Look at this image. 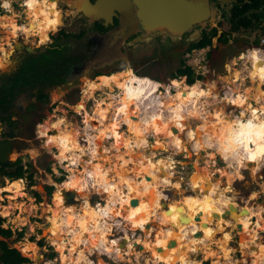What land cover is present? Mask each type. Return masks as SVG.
<instances>
[{
    "label": "rangeland",
    "instance_id": "374dc122",
    "mask_svg": "<svg viewBox=\"0 0 264 264\" xmlns=\"http://www.w3.org/2000/svg\"><path fill=\"white\" fill-rule=\"evenodd\" d=\"M5 1H7V5H9L8 10H6V8L4 9L3 7V5H5ZM61 1L62 0H59V4L62 6ZM27 5V7L22 5L21 1L19 0H0V23L6 21L3 22L0 27V50H7L6 59L9 55L12 56L15 43L9 45L5 42H7L10 37L11 39L9 41L15 40L12 39V35H16L15 28L19 31V34L21 33V30L23 31V29L19 28H23L22 25L27 24L25 23V17L27 16V14H31L33 12V16L31 17L34 18V21H36V23L38 24L43 23V20H46L47 24L50 25L52 23L54 24L56 20L57 22H59L60 17L57 16V0H46L44 4H39L40 6L38 8L41 9V7H43V10L51 9V11L49 12H41L42 10H39L32 4ZM2 15L7 20H2ZM16 21L19 23H24L18 26L17 24L19 23H17ZM2 27H9V30H6V33H4ZM24 32L26 33V31ZM20 38L16 37V40L19 41ZM28 38L24 37V41L22 39L21 41L26 42L27 45L33 47L40 44L38 43V41H36V45L33 44L34 40H39L36 35H29ZM214 50V52H216L215 56H207V62L210 64L212 70L204 76L199 74L200 77L197 78L198 81H194L197 82V84L193 87L194 89L198 88L197 90H199V87L202 86L210 92V95L208 97L202 96L200 100L197 101V104L199 105L198 113L186 114L187 111L183 109V113H185V116H187V121L184 123V125H190V128H195L199 123L203 121V117L199 113V108L201 107L200 111L203 109L202 114L207 117L206 119L209 121L212 120L208 131L209 136L214 139V142H212L213 144L211 143L206 145L205 143H203L206 146H203L198 150V152L192 151L193 154L191 155V158H189L187 155L188 152L185 149L178 150V148L174 147L170 142V137L165 133H156V135L150 129L148 132H146L147 135L145 134L148 142L146 145V152L148 154L145 155V157H148L149 161H152V163L155 164L154 166H157V164L167 165L171 172L173 171L171 182H179V186L176 187L171 182L169 184L163 183L159 185V191L151 192L150 194H148L147 187L149 186L150 188H156L158 184L156 180L146 172L147 170L145 171V164L143 161L140 160L141 162L139 161V163L136 165L137 168H135L133 165V161L131 163L124 164L121 163V161L116 162L114 155L110 158V161L102 160L103 164H106L104 165V169L106 170L102 172H105L107 171V169H109L108 172L110 175H108V178L111 177L115 179L123 174H127L128 176L130 175L134 178L140 177L141 175H144V177L150 176L152 180L148 181V185L146 186L145 191L147 194V198L154 197V200L152 201L150 200V198H148L150 201L145 202L144 211H142L141 213L139 211V206L140 202L144 203V200H139L138 198V201L136 203H129L128 207L126 205L119 206L121 216H117L118 213H113L115 218L111 221L112 224L108 235L110 240H121L119 238L123 234H125L122 239H130L133 242L138 238L140 240H145L146 238L150 242L155 240L157 241L158 239H160V236L156 235V233L159 232L160 226L163 225L160 224V221H158V217L152 216L153 221L151 225L153 226V228L147 233L144 232V225L146 223L140 224V227L133 226V223L140 222L141 215H146L150 203L154 202L155 204H157V200L163 197L162 201H164L165 205L162 204L161 207L160 205H158L159 210L161 211L159 212H171L175 203L181 202L182 204H184L183 202L187 201L190 196H201L202 194L205 195L214 191L216 185L213 186L212 182L216 180H220L221 187L224 185V181L227 183L229 187L226 186L228 188L226 190L223 188V192L234 198V200L238 203V205L236 206H240V208H243L244 205H246L248 202L250 204L258 203L259 205H262V207L264 206V159L261 160V168L259 167L256 170L252 171L249 168L242 167V165H237L238 161L235 157H224L223 145L219 143V136L226 128L232 126L231 128H233L235 131L239 130L236 118L237 116H235V113L237 111L236 105L246 108L247 106H250L252 102H254L255 105L253 106L255 108L253 107L251 108V110L258 109V112H255L257 116L254 117V119L258 120V122L261 124L259 126V129H264V125L262 124L260 119L262 117L264 118V116L261 115V113L264 112V76H262L260 73H257L258 76L252 74V77L250 76L251 74L248 71L245 75L248 78L243 80L240 74L245 72V70L242 69V61L234 63L236 59V52L239 49H234L233 52H230L227 47L222 49L221 51H219L217 48ZM251 53L249 52L248 55H251ZM157 55L158 57H156ZM147 56V58H144V61L135 60L133 62L130 61L127 63H122L119 64V66L113 67L108 71L103 72L104 74H101V76L97 75L98 77H94L95 80L93 81L100 83L102 79L103 82H108V85H102L100 87L98 86V88L90 86L92 85V81L90 79L85 81L87 78L82 77L81 80H79L80 82L77 81L73 84H65L64 86H61L60 89H52L46 91L49 96L48 98L39 99L35 97L33 93L30 92V86H24L20 92L16 93L14 101L15 106H13V112L11 116L14 120L15 118L22 119L23 127L19 131V138L16 139L18 142H16V147L13 150L14 152H12L14 154L13 156H10V158L15 159L16 157H19L21 163L23 165L26 164V167L23 177H17V180L14 179V181H16V191H18L17 193L22 190V193L20 194H16L14 191L7 190L12 186L13 183L10 182L13 180V178L0 179V185H5L4 187L7 188L6 190L3 189V191H0V216L2 217L0 226L5 228L9 227L11 229V234L7 236L0 234V239L5 240L9 246L17 248L22 255L29 257L30 262L25 264H44L43 259L47 258L51 251H53L54 253L51 256V261L49 262V264H62L64 263L63 261L65 255L74 246L72 245V243L74 242L71 243V240L68 239V235H65L63 233V230H61V228L58 226L60 224L63 212H65L66 210H81L83 197L75 195L76 201L74 203L66 204L64 195L59 190L57 184H59L58 179L64 177L63 182L71 183L70 186H73V184H75L80 193L84 191L81 190L83 188L82 185L80 186V188H78L77 186L79 185L80 180L84 177V174L82 173L84 171H81L83 169L79 167H82V164H85V161L89 159L88 150L86 149V146L89 145L86 144L87 141H85L88 138L83 128L87 125L88 128L86 127V130L97 135L99 133L98 130L101 129V126L99 127V129L92 126L94 129H91V125L88 126L87 123L84 124L83 119H90L89 121L91 122V124L95 123L93 121V114L95 113L97 114L95 115V119L97 121L103 119L106 125L116 123L117 120H114V118L117 114L120 113L119 107L121 99L125 97L127 93L131 92V79H135L136 74H139L138 76L140 77L145 76L148 78L151 77L152 79L154 78L161 81L162 84L163 82L166 84L171 83L172 79V82H175L176 79L179 80L180 83L183 84L182 87L185 83H187L182 75L181 77H175L171 74L176 70L177 67L180 66L181 58H183L184 61L186 60L185 51L177 53L173 49L168 50L164 48L163 50H159L157 48L156 51ZM249 57V59L253 60V57ZM9 62L10 61L7 62L6 60L5 65L3 67H0V72L5 71L9 68ZM247 63L248 62H246L245 65ZM192 69L194 71L195 68L193 67ZM255 70L256 69L252 70V72L255 73ZM84 81L86 82V86L84 85ZM208 82H210L209 85ZM80 86L81 88H83L82 93L80 92L81 90H78ZM175 89L171 90V93H174L176 91ZM85 90L87 91L85 92ZM227 90H229L228 92L233 95V102H230L231 95L226 98ZM181 91H185V88H182ZM207 91L202 92L207 93ZM114 92H119L118 94H121L119 102L118 98L113 96L112 93ZM140 92L141 91L137 92V95H139L137 99L141 97ZM160 92L161 100H165L168 98V96L165 95L166 93L164 89L159 90L157 94H159ZM196 96H198V94H196ZM246 96H248V98H246ZM110 101L112 103H117V108H115V104L113 106L109 105ZM151 101L152 102H150V107H153L155 102H153V99ZM137 102H139V100H137ZM188 106H186V108H188ZM131 108L132 111L135 112V114H139V112H137L138 108L133 107V102ZM77 110H80V112L77 113ZM165 111H167V109H165L164 112ZM250 113H252V111ZM126 114L127 112L124 113V116ZM59 116L64 117V121H62L63 123H50V120H54ZM219 118L221 121L223 120L222 124H219L218 127H215L217 125L215 119L219 120ZM42 125L49 126L50 130L55 129L56 131H58L57 134H52H54V136H61L62 138H64L63 140H67V142H57V145L53 143L50 144L49 137L45 139V137L41 135L43 127ZM118 125L119 126L117 130L126 133L128 129V123H118ZM245 128L246 127L240 130L249 133V130L246 131ZM162 130L166 131L167 128ZM260 137H262V134L259 131L255 137V142L260 141L259 144L263 143V140H261ZM113 139V136L106 134L104 137L105 141L103 142L108 143V146H110V142H112ZM184 142L190 147L191 142L188 137H184ZM153 144L165 145L166 149L163 150L161 148H156L155 150H153L150 148ZM63 147H65L66 149ZM132 148L136 147L134 146ZM81 152L82 155L79 160L81 165H79L78 167H71V164H74L77 161L76 159L78 157V154H80ZM90 155L92 159H95L94 161L96 163L99 162V160H97L98 158L95 155H92L91 153ZM167 156H170V159ZM120 157L122 156L117 154V159H119ZM162 157H167V159ZM59 158L61 160H66V162L64 161L63 163H60L62 166L64 165L66 167L65 171H63V169L58 165ZM100 158L101 157H99V159ZM67 160L69 163L67 162ZM234 167L238 168L237 170L239 171V174L236 173V169ZM69 171L70 176L68 178L70 179H65L66 176L64 174L69 173ZM193 174H195V176ZM176 175L180 176L181 179H174ZM78 177H80V180ZM21 178L23 179V185L20 184L21 181L19 179ZM125 178L126 177L124 175V177L120 178L121 180L113 182L121 186L126 183L127 179L125 180ZM71 179H74V181H72ZM206 182H209V184H211V188L203 191ZM91 185L92 186L89 187L90 191H88V194L90 195H88V200L93 206H97L95 205L97 201L101 200V198H103L104 200H106L107 198L104 197L102 193H100L101 190L97 191L96 188H94L96 187V183L95 185ZM48 186H52V188L48 189ZM197 186L199 187V190L196 189ZM221 187L219 186V189L222 190ZM252 191L254 192L253 196L250 195ZM55 193L56 199H54ZM127 193L130 195L132 194L126 192V194ZM75 194L77 193L75 192ZM104 200L103 203L105 204ZM103 203L100 202L98 204L104 205ZM166 208H169V210L167 211ZM196 209L197 211L202 213L199 206H197ZM213 217L215 216H212V220L207 221L208 223L203 225V227L200 229V231L205 232V234L207 235L206 244L202 245L201 243H199V247H197L195 250L190 251L188 254V260H190L189 262H192L191 264H234L232 262L228 263V257L232 259L235 264H261L260 260H257L256 262L253 261V256L247 254L244 249L240 247V249L237 248L241 235L245 237V231L247 230L246 225H241V229L238 230L236 229V226H234V223H231V221L229 220L230 227L225 228L220 223L223 219L219 221L215 220V218ZM241 220L243 219H238L236 223L240 224ZM261 221L260 224L262 225L263 222L261 223ZM74 224L75 227H77V223ZM54 227L55 229H53ZM20 230H22L23 233L20 237H18L17 233ZM257 230L259 231V227H257ZM52 231H56V233H50ZM80 235L82 238H87L92 242L98 243L99 240H101V237L99 236L100 234L97 231H94L92 227H87L82 231ZM258 235V241L263 243L264 234L260 233ZM65 237L68 243H66L65 249L55 244V240ZM39 239L43 240V243L41 245L36 242ZM74 241H76L75 237ZM53 242L55 245L53 244ZM32 243H35L36 247L32 245ZM139 245L143 244L138 240L136 245L134 246L133 244H131L129 246L130 248H127L126 245H124V247H118L119 249H123L122 254H114L111 253V251L109 253L105 251L101 246H94L92 248L89 247L87 255L94 262V264H169L168 259L155 260V257H152L151 249H149L148 247L141 248L139 247ZM160 246L161 245L156 244L155 248ZM226 248L231 250L226 251ZM58 249H61L62 251H59ZM165 249V252L167 254L175 256L176 254H178V251H180L181 244L180 242H177L175 240V243L172 246L167 247L166 245ZM60 252H64L65 255H63L62 257ZM36 254L41 255V257H37ZM262 256H264V249L262 250ZM175 264H186V262L185 260H181L180 262H177Z\"/></svg>",
    "mask_w": 264,
    "mask_h": 264
},
{
    "label": "bare ground",
    "instance_id": "6f19581e",
    "mask_svg": "<svg viewBox=\"0 0 264 264\" xmlns=\"http://www.w3.org/2000/svg\"><path fill=\"white\" fill-rule=\"evenodd\" d=\"M44 2H46V0H27L25 1V4H32L36 6V8H38L40 6L39 4H44ZM5 5H7V1H5ZM42 8L43 7H41V9ZM46 11L49 12L51 11V9L42 10L41 12H46ZM57 16L60 17V22H61L62 12L60 10V7L58 6H57ZM32 23L35 25L36 21H32ZM41 24L48 25L46 20H43V23H40L39 25ZM17 31L18 30H16L15 28V32ZM23 31H29V30L24 28ZM12 36L15 37L14 35ZM249 52L251 53V51ZM248 53L247 56H244L243 58L245 63L248 62L246 64L247 66H249V63L253 65L249 70V73L251 74L250 76L253 77L252 70H254L256 66L255 63L251 61L252 59H249L250 58L249 56L252 57L253 53L257 55H259L260 53L256 49L255 51H253V53H251V55H248ZM254 56L253 58H255ZM259 57H260V61H264V55L260 54ZM257 73H260L262 76H264V67H259ZM138 75L136 74L135 79H131L130 88H132V90L130 93H127L126 96L121 99L120 107H119L120 113L117 114L118 116H122L124 121L128 123V129L126 133L117 130L119 126L118 121L114 124L106 125L103 119H100V121H97L95 119L96 118L95 115H97L95 113L93 114L94 115L93 121L96 124L92 123L91 129H94L93 127L99 129V127L101 126V129L98 130L100 134L98 133L97 135H95L93 133L88 132L86 130V127L83 128L88 138L86 139L89 145L88 149L90 153L92 155H95L98 158L97 160H99V162L97 163L93 161V163L90 164L92 166L91 169H88L89 167L87 168L88 171L90 170L89 173H91L95 178L94 181V178L90 175L93 178L91 184L95 185L96 183V187L94 188H96L97 191L101 190L102 192L100 191V193H102V195L107 198L106 200H104L105 204L103 203V201H101V203H103L104 205L98 204L97 206H93L88 200L89 192L85 190V192L80 193L76 188L75 184H73V186H70L71 183H67V182L57 184L59 190L63 195H64L63 189H67V190L72 189L74 190V192L77 193L75 195H79L83 197L85 200L84 204L81 205L80 211L66 210L65 212L62 213L60 224L58 227H60L61 230H63V233L65 235H68V239L71 240V243L74 242L72 243V245H74L73 248L71 250L69 249L70 251L66 255L64 254V252H61L62 257L63 255H65L63 261L64 263L62 264H83V263L94 264V262L87 255V251L89 250V247L92 248L94 246L95 247L101 246L105 251L109 253L111 251V253L114 254H122L123 249H119V248L123 245V243L124 245H126L127 248H130L129 246L133 244V241L130 239H126V238L122 239L125 234H123L119 238L121 240L118 239L110 240L108 235L112 224L111 221L112 219L114 220L115 218L113 213H118L117 216L120 217L121 212L119 210V206L126 205L128 207V203H130V200L134 197L138 198L139 200H144V203L140 202V206H139V211L141 213L142 211H144L145 202L154 200V197L151 198L148 197L150 198L149 200L147 198V194L145 191L146 186L148 185V181L152 180L150 176H152L156 180L158 185L156 186V188H150L148 186L147 187L148 194H150L151 192L159 191L160 189L159 185L163 183L169 184L171 182V177L173 176L172 173L173 171L171 172V170L167 165L157 164V166H154L155 164L152 163V161H149L148 157H145V155L148 154L146 152V145L148 143L146 138L147 135L146 132H148L151 129L152 132L155 134L165 133L167 136L170 137V142L174 147L178 148V150L185 149L188 152L187 155L189 158H191V155L193 154L192 151L198 152V150L201 149L203 146H206L214 142V139L209 136V131H208L212 120L209 121L206 119L207 117L202 114L203 109L200 111L201 107L199 108V113L203 117V121L199 123L195 128H190L189 127L190 125L188 126L184 125V123L187 121L186 120L187 116H185L186 114L198 113L199 105L197 104V101L200 100L201 95L203 94L207 95V93L202 92V91H207L206 88L200 86L199 90H197L198 88L196 89L192 88L188 91L189 93L182 92L181 90L183 88L182 87L183 84H181L180 81L175 80V82L173 83L177 86L175 89L176 91L174 93H169L167 95L168 98L165 100H161L160 98L156 99L157 101H155L156 103H154V106L150 107L151 106L150 102H152L150 96L154 97V93H155L154 88L156 83L151 78L145 76L140 77ZM98 76H96L95 78H97ZM95 78H91V79H95ZM210 82H208V85L210 84ZM91 83L92 85L90 86L96 88H98V86L100 87L102 85H108V82L106 81L105 83L103 82L102 79L100 83H97L95 81L94 82L92 81ZM88 88H89V84H88ZM138 91H141L140 92L141 97L139 99H137L139 97V95H137ZM192 94H195V97H193ZM196 94H198V96H196ZM228 95L231 94L227 92L226 98H228ZM113 96L114 97L118 96L119 97L118 102H119L121 94L113 95ZM232 96L233 95H231L230 102L234 101ZM137 100H139V102H137ZM132 102H133V107L138 108L137 112H139V114L141 113L140 115L138 113H136L137 114L136 115L135 112L132 111L131 108ZM252 103L253 105H255L254 102ZM114 104L116 105L115 108H117V103L114 102L112 103L110 101L109 105L113 106ZM186 106H188V108H186ZM165 109H167V111L164 112ZM183 109L187 111L186 114L183 113L184 112ZM247 109L250 110V112L252 111L253 113L252 114L249 112L251 114V117L253 116V120H250L253 121L252 124L250 125V121L245 123L241 122L244 113L241 114L242 112H240L241 116L238 115L240 117L238 118L236 117L238 120L239 130L235 131L233 128H231L232 126L226 128L219 136V140H220L219 143L223 145L224 157L226 156L235 157L238 161L237 165L241 166L242 163L244 166L254 171L259 167L261 168L260 166L261 160L264 159V143L259 144L253 141L255 140V137L259 131L262 134V137H260V139L264 141V129L258 128L257 120L254 119V117L256 116L255 111L251 110L250 107H247ZM125 112H127V114L124 116ZM260 119L262 124L264 125V118L262 117ZM215 120L217 123L215 127H218L219 124H222L223 120L221 121L220 118L219 120L218 119ZM62 121H64V117L59 116L56 117L54 120H50V123L53 124L54 122L58 123ZM42 126L43 127H42L41 135H45L46 138L49 137L50 144L53 143L57 145V142H64V141L67 142V140H63L64 138H62L61 136H54V134L58 133V131H56L55 129L54 131H51L52 129L50 130L49 126L47 125H42ZM172 126L176 128V131H173L171 129ZM244 127H246L245 128L246 131L249 130V133L240 130L243 129ZM161 128L162 129L167 128V130L163 131ZM106 134L114 137L112 141L113 143L110 142L112 144L111 146H108V143L103 142L105 141L104 137ZM185 136L188 137V139L191 142L190 147L186 145L184 142ZM203 143H205L206 145ZM134 146L136 148H132ZM150 148L153 150H155L156 148H161L165 150L166 146L162 144L161 145L153 144ZM135 152L136 154H134ZM117 154H119L122 157L117 159ZM113 155L115 156L116 162L121 161V163L124 164V163H131L133 161L134 163L133 165L135 168H137L136 165L139 163L140 160L143 161L145 164L144 165L145 171L147 170L146 172L149 173L150 176L144 177V175H141L140 177L134 178L130 175L128 176L127 174H123L115 179L111 177L108 178V175H110L108 172L109 169H107V171L105 172H102L106 170L104 169V165L106 164H103L102 160L110 161L111 160L110 158ZM79 156L80 154H78V157ZM100 156L101 158L99 159ZM78 157L76 160H78ZM247 162H250L251 165H248ZM63 167L66 169L64 165ZM235 169H236V173L239 174V171L237 170L238 168ZM161 170H163V174L160 175L159 171ZM66 174L67 175L65 179H70L68 178L70 176V171L69 173ZM124 175L126 177L125 180L127 179L125 184L120 186L114 183L116 181L121 180L120 178L124 177ZM193 175L195 176V174ZM78 178L80 180V177ZM174 179L180 180L181 177L176 175ZM108 180L110 181V183ZM72 181H74V179ZM84 183L86 185H89L88 179H85V177H84ZM171 183L176 187L179 186V182H175V183L171 182ZM220 184L221 183L215 184L216 187L214 188L215 190L213 191V194L211 196H202V195L201 196L196 195L190 197L187 196L189 197V199L183 202L184 204H180L181 202L175 203L173 206V210L171 212L163 211V213H160L161 211L159 210L158 205H160V207L162 206L163 197L157 200V204H155L154 202L150 203L146 215L143 216L141 215L140 222L133 223V226L140 227V224L150 223L149 227L145 228L144 230V232L147 233L149 232V230L153 228V226L151 225L153 221L152 216H156L158 217V221H160V224H163L160 226L158 232L159 234L156 233V235L160 236V239H158L157 241L155 240L150 242L146 238L145 240L143 239L140 240L138 238L135 241L138 242L139 240V242L143 244L144 248L148 247L149 249H151L152 257H155V260L168 259L169 264H175L177 262H180L181 260H185L186 264L187 263L191 264L192 262H189L190 260H188L189 252L199 247L198 244L201 242L203 243V241H205L207 237L205 236V234L203 235L200 229L203 227V225L208 223L207 221L212 220V213L216 212L219 214V217L218 218L213 217V218L219 221L223 219L224 220L223 226L226 225V228L230 227V225L228 226L226 224V220H230L231 223L233 222L234 226H236V221H238V219H243L241 220L240 228L238 230L241 229V225H246L247 230L245 231L246 232L245 237L242 236L241 238L239 247L244 249L247 252V254L253 256V261L256 262L257 260H260L261 264H264V256H262V250L264 248V245L258 242L259 235L257 230V227H260L261 225L260 221L262 218V210H264V207H262V205L257 206L255 203L250 204L248 202L243 207L246 211L240 213L241 208L240 206H236L238 205V203L234 200V198L223 192L224 189L225 190L228 189L226 187L228 186L227 183L225 182L222 187ZM219 186L222 188V190L219 189ZM210 188H211V184H209V187L207 189ZM196 189L199 190V187L197 186ZM126 192L132 194L131 195L128 193L126 194ZM230 204H232L235 207V209H233L232 214L229 217H222L221 212H223L224 209L227 208ZM163 205H165V203ZM197 206L200 207V211L202 213L197 211L196 209ZM195 216H198V219H195ZM74 223H77V227H75ZM180 223H184V224H180ZM87 227L88 228L92 227L94 231H97L100 234L99 236L101 237V240H99L98 243L89 241L87 238L81 237L80 234ZM53 229H55V227ZM198 231L200 232L199 234H197ZM50 233L53 234L55 232L52 231ZM74 237L76 238V241H74ZM171 238L176 240L177 242H180L181 244V249L180 251H178V254H176L175 256H172L171 254H167L165 252L166 243L168 242L167 240ZM66 243H67L66 237L55 240V244L59 247H63L64 249L66 248ZM156 244L161 245L160 248L163 249L162 252L157 249L158 247L155 248ZM125 252H126V248H125ZM37 257L40 258L41 255L38 254ZM227 260L228 263L232 262L235 264V262L229 257L227 258Z\"/></svg>",
    "mask_w": 264,
    "mask_h": 264
},
{
    "label": "flooded vegetation",
    "instance_id": "af4514ba",
    "mask_svg": "<svg viewBox=\"0 0 264 264\" xmlns=\"http://www.w3.org/2000/svg\"><path fill=\"white\" fill-rule=\"evenodd\" d=\"M89 1L92 4H96L93 9L94 14L90 16H87L81 10L75 11L73 8L61 6L59 1H57V6H61V22L59 19V22L56 20L54 24L52 22L51 25L45 24V27L44 24L39 25L36 23L35 26L32 23L34 21V18L31 17L33 16V12L27 14V16L25 15V23L27 24H23V28L20 29L24 30L25 28L30 32L26 31L25 33L21 30L20 34L22 36L19 34V31L15 33L17 38L21 37L19 40L21 47H14L12 56L9 55L7 59V50H0V67L5 65L6 60L7 62L10 61L8 63L9 68L6 71L13 73L20 63L25 60L31 68L39 69L41 72L40 75L33 74L28 86L32 88L31 90L48 91L60 89L65 84L76 83L82 77H86L85 81H87L122 63L133 62L135 60L144 61V58H147V55L156 51L157 48L159 50H163L164 48L168 50L173 49L177 53L185 51L186 53L190 50L188 47L192 43L209 36V43L192 48L204 49L208 57L211 55L215 56L216 52H214V49L217 48L221 51L226 47L230 52H233L234 49H239L236 52L237 55L240 50L246 47H253L257 45L261 37L264 38V0H200L204 5V15L197 21L189 20L188 17L186 29L175 34H171L164 27H157L158 24L155 22L157 19L155 18H153L154 22L152 23L151 18L144 14V10L134 0H124L126 7H121L122 9L112 7L105 11L104 8L99 7V1ZM38 9L43 10V8ZM152 10L158 14L159 7L156 6V9L152 8ZM125 14H127V20L125 19L124 21L123 15ZM1 18L2 20H7L3 15ZM3 22L0 23V27ZM22 23L24 22L17 25L19 26ZM120 24L125 25L126 33H124L123 37H120L122 34L114 37L112 31ZM150 27H153L155 31L146 33V28ZM2 29L6 33L5 31L9 30V27H2ZM127 31L132 32L127 34ZM29 35H36L38 37L39 40L33 41L34 45H36V41L40 43L34 47L31 46L33 50L30 51L25 48L26 42L21 41L24 37L28 38ZM16 37L12 39L16 40ZM9 40L5 43L10 45L17 41ZM116 41H121L119 46L115 43ZM119 48L124 52L127 62H124L125 60L119 53L116 55L114 52L108 53L112 49L117 52ZM249 51L253 53L255 48L243 50L240 56L242 58L247 56ZM40 52H45V54L42 55ZM26 54L29 55L27 56ZM253 56L255 58L252 61L255 63L256 70L252 74L258 76L256 71L259 66L264 67V61H260V57L255 53H253ZM93 80L95 79H91V81ZM85 81L84 85L86 86ZM78 90H81V93L83 92L81 86ZM15 95L16 93H14V97L12 98L11 106L5 112H0V140H11L13 148L16 147V142H18L16 139L19 138V131L23 127L22 119L15 118L14 120L11 116L13 106H15ZM247 107L253 108L254 106L250 105ZM247 107L244 113L250 112ZM249 116L242 118V121L240 119V121L245 123L252 120L251 114ZM17 159L20 158L16 157L13 160L0 162V179L10 178L3 171L9 169L11 163H14ZM19 161L21 163V160ZM23 167H26V164ZM19 180L21 181L20 184H22V179ZM10 183L13 184L8 189L4 187L5 185H0V191L7 189L14 191L16 194L22 193V190L17 193L16 181L12 180Z\"/></svg>",
    "mask_w": 264,
    "mask_h": 264
},
{
    "label": "water",
    "instance_id": "95a60500",
    "mask_svg": "<svg viewBox=\"0 0 264 264\" xmlns=\"http://www.w3.org/2000/svg\"><path fill=\"white\" fill-rule=\"evenodd\" d=\"M57 1H59V0H57ZM61 2H62V5H65L69 8H73L75 11L81 10L87 16L94 14L93 9L96 6V4H92L89 0H62ZM97 2L99 3L100 8H102V9L104 8V11L108 10L112 7H118V8L126 7L124 0H97ZM134 2L138 3L139 7L142 8V10H144V14L151 18L152 23L154 22L153 18L157 19V21H155V22L158 25H160V26L157 25V27H164L168 31H170L171 34H175L176 32L180 33L183 29H186V23L188 21V17H189V20L197 21L205 13L204 12V5L201 3L200 0H193V1H189V0H157V4H156V0H134ZM156 6L159 7L158 14H156L152 10V8L155 10ZM126 16H127V14L123 15L124 21L126 19ZM146 29H147L146 33H149L150 31L151 32L155 31L153 29V27L152 28L151 27L146 28ZM112 32L114 33V37L119 36L120 34H122V35H120V37L121 36L123 37L124 33H126L125 25L120 24L117 28H114ZM131 32L132 31H129V32L127 31V34L131 33ZM115 43H117L119 46L121 41L120 42L116 41ZM15 47L20 48L21 42L17 41L15 43ZM25 48H26V50H29V51L33 50V48L27 44L25 45ZM114 49H115V46H114ZM114 49H112V51L108 52V53L111 54L114 52L115 55L117 53H119V55H121L123 57V59L125 60L124 62H127L125 59L126 56H125L124 52H122L120 50V48H119V51H117V52ZM171 129L173 131H176V128L174 126H172ZM51 131H54V129H52ZM13 150H14L13 142L11 140H0V162H6L7 160H13V158H10V154L13 152ZM134 154H136V152ZM247 164L251 165L250 162H247ZM246 168H248V167H246ZM159 174L160 175L163 174V170L159 171ZM208 187H209V182H206L205 186L203 188V191L207 190ZM63 193H64V200H65L66 204L74 203L76 201L74 190L63 189ZM175 200H177V199H175ZM137 201H138L137 198H132L130 200V203L134 204ZM162 204H164V201H162ZM233 209H235V207L232 204H230L227 208L224 209L223 212H221V216L222 217H229L232 214ZM166 210L168 211L169 208H166ZM244 211H246V210L244 208H241L240 213H243ZM212 216H215L216 218H218L219 214L216 212H213ZM195 219H198V216H195ZM149 225H150V223H146L145 228H148ZM239 228H240V224L236 223V229H239ZM199 233L200 232L198 231L197 234H199ZM136 243L137 242L134 241L133 245L135 246ZM174 243H175V240L171 238L168 240L166 245H167V247H170ZM122 246H124V243ZM139 247L142 248L143 245H139ZM157 249L161 252L163 251V249H161L160 247H158Z\"/></svg>",
    "mask_w": 264,
    "mask_h": 264
},
{
    "label": "trees",
    "instance_id": "16d2710c",
    "mask_svg": "<svg viewBox=\"0 0 264 264\" xmlns=\"http://www.w3.org/2000/svg\"><path fill=\"white\" fill-rule=\"evenodd\" d=\"M210 42V37L206 36L202 38L201 40L192 43L188 49H191L192 47H200L204 46L207 43ZM42 55L45 54V52H40ZM27 56L29 54H26ZM184 59H180V66L176 68L175 71H173L171 74L173 76L176 75H185V80L188 83H185L183 88H185L186 91H189L192 89L197 82H194L195 79L199 78L200 75H196L193 71V69L187 65L184 64ZM33 74L40 75L41 72L39 69L31 68L27 64V62L24 60L18 68L15 70V72H7L1 71L0 72V112H5L9 106H11L12 98L14 97V93H17L20 91L24 86H28L30 82V78L33 76ZM177 80V79H176ZM179 81V80H178ZM30 92L33 93V95L39 99L48 98V93L44 90H31ZM40 89V88H38ZM20 159H17L14 163H11V166L9 169H5L3 171L4 174L9 176L11 179H16L17 177H23L25 167H23V164L20 163ZM18 179V178H17ZM58 182H62L64 180V177L59 178ZM52 188V186H48V189ZM50 191V190H49ZM54 199H56V193L54 194ZM2 220V217L0 216V221ZM22 230H20L17 233V236L20 237L22 235ZM0 234L1 235H9L11 234V229L9 227H2L0 226ZM38 244H42L43 240L39 239L36 241ZM33 245L36 247L35 243ZM0 264H24L27 262H30V258L27 256H24L21 254V252L13 247L9 246L5 240L0 239ZM53 251H51L48 255V257H51L53 255Z\"/></svg>",
    "mask_w": 264,
    "mask_h": 264
},
{
    "label": "built area",
    "instance_id": "2783aa9c",
    "mask_svg": "<svg viewBox=\"0 0 264 264\" xmlns=\"http://www.w3.org/2000/svg\"><path fill=\"white\" fill-rule=\"evenodd\" d=\"M19 1H21V4L22 5H24V6H27V4H25V1L24 0H19ZM8 6L9 5H3V7H4V9L6 8V10H8ZM247 48H255L260 54H262V55H264V38L263 37H261L260 39H259V41H258V43H257V45H255V46H253V47H246L245 49H247ZM245 49H243V50H245ZM243 50H241V52L240 53H238L237 55H236V59H235V61H234V63H237L238 61H242V63H243V67H242V69H244L245 70V72H243V70H242V72L243 73H240L241 74V77L243 78V80H245L246 78H248L247 76H245L246 74H247V72L249 71V69L253 66L251 63H249V66H246L245 65V63H244V58H242L240 55H241V53L243 52ZM185 57H186V60H185V64H187V65H189L191 68H195L194 69V73L195 74H200V75H206V74H208L211 70H212V68H211V66H210V64L207 62V55H206V53H205V51L204 50H202V49H196V48H192V49H190V50H188L186 53H185ZM184 78H185V75H182ZM176 77H181V75H177ZM151 78V77H150ZM239 78H240V76H239ZM152 79V78H151ZM155 83H156V85H155V88H154V97L153 96H150V99H153L154 100V102H155V99H158V98H160L161 97V92L159 93V94H157L158 93V91L159 90H161V89H164V91H165V95H168L169 93H171V90H174L175 88H176V85L172 82L173 81V79L171 80V83H164L163 82V84H162V82L161 81H159V80H156V79H152ZM195 80H197V79H195ZM241 84V83H240ZM240 84H239V87H240ZM223 90V89H222ZM229 90H227V92H228ZM226 92V93H227ZM118 93L119 92H114V93H112L113 95H118ZM164 95V96H165ZM117 98H119L118 96H117ZM157 101V100H156ZM156 103V102H155ZM229 103V102H228ZM231 104V103H230ZM233 105V104H232ZM236 108H237V111H236V113H235V116H238V115H241L240 114V112L242 111V108H241V106H238V105H236ZM80 112V110H77V113H79ZM258 112V111H257ZM263 116H264V112L263 113H261ZM247 116H249V113L248 112H246V113H244L243 114V118H246ZM116 117H117V121H118V123L119 124H121V123H125L126 124V122L124 121V119L122 118V116H118V115H116ZM83 123L84 124H88V126H90L91 125V122L89 121V120H85V119H83ZM42 136H44L45 137V135H42ZM80 137V136H79ZM45 139H46V137H45ZM84 149V148H83ZM87 150H88V148H86ZM81 155H82V153H80V156L78 157V160L74 163V164H71V166L72 167H76V166H79V165H81V163H80V158H81ZM90 155V153H89V150H88V156ZM221 156H222V154H221ZM224 156V155H223ZM66 162V160H61L60 158H59V161H58V165H59V167H61L62 169H63V171H65L66 169L60 164V163H63V162ZM67 162H68V160H67ZM237 162V161H236ZM69 163V162H68ZM242 165V167H246V166H244L243 164H241ZM82 167H83V164H82ZM82 167H79V168H82ZM65 176L67 175L66 173L64 174ZM22 179V178H21ZM23 180V179H22ZM92 181H93V178L88 174V184H89V186L91 187V183H92ZM261 223H262V226H260L259 227V231H258V234H260V233H263L264 234V213L262 214V218H261ZM262 244H264V241H263V243ZM51 261V257H47V258H45V259H43V262H44V264H49V262ZM28 263V262H27ZM25 264V263H24Z\"/></svg>",
    "mask_w": 264,
    "mask_h": 264
},
{
    "label": "crops",
    "instance_id": "0c3cea01",
    "mask_svg": "<svg viewBox=\"0 0 264 264\" xmlns=\"http://www.w3.org/2000/svg\"><path fill=\"white\" fill-rule=\"evenodd\" d=\"M196 84H197V83H196ZM193 89H194V88H193ZM182 92H188V91H182ZM192 92H193V91H192ZM188 93H189V92H188ZM109 95H110V94H109ZM209 95H210V92L207 91V95L203 94V95H201V97H202V96H206V97H208ZM192 96L195 97V94H192ZM228 97H229V95H228ZM246 98H248V96H246ZM253 98H254V97H253ZM242 100H244V99H242ZM239 101H241V100H239ZM251 102H252V101H251ZM251 105L253 106L252 103H251ZM241 108H242V111H241L242 113H241V114H243V113L245 112V107L242 106ZM254 111L257 113V110L254 109ZM240 116H241V115H240ZM240 116H237V118L240 117ZM256 116H257V115H256ZM256 116H255V117H256ZM248 117H250V116H248ZM115 118H116V117H115ZM115 118H114V120H117V119H115ZM235 122H236V120H235ZM252 122H253V121H250V125L252 124ZM260 125H261V124H260V123L258 122V120H257V126H258V128H259ZM233 126H234V125H233ZM86 127H87V125H86ZM212 132H213V131H212ZM85 141H87V140H85ZM255 141H256V140H254L253 142H255ZM111 143H112V142H111ZM255 143H260V141H257V142H255ZM263 143H264V141H263ZM86 144H88V143L86 142ZM111 145H112V144H110V146H111ZM87 147H88V146H86V148H87ZM88 150H89V149H88ZM100 157H101V156H100ZM149 157H150V156H149ZM167 157H169V159H170V156H167ZM167 157H162V158H166V159H167ZM88 158H89V159L85 161V164H83V167L81 168V169H83V170H81V171H84V172H82V173L84 174L85 179H88V174L92 176V174L89 173L90 170L88 171V169H91V168H92V166H91L90 164L93 163V161L95 160V159H92V158H91V155H89ZM153 160H156V159H153ZM89 161H90V163H89ZM86 164H88V165H86ZM90 166H91V167H90ZM88 167H89V168H88ZM87 168H88V169H87ZM84 177H83V178H84ZM92 177H93V176H92ZM83 178L81 179V181L79 182V185H77V186H78V188H80L81 185H82V186L84 185L83 188H82V189L84 190L83 192H85V190H87V192H88V191H90V188H89L90 186L84 184V179H83ZM93 178H94V177H93ZM225 180H226V179H225ZM63 181H64V180H63ZM63 181H62L61 183H63ZM94 181H95V178H94ZM59 183H60V182H59ZM94 183H95V182H94ZM217 183H221L220 180L213 181V182H212V185L214 186V185L217 184ZM224 183H225V181H224ZM91 186H92V185H91ZM85 187H86V188H85ZM99 191H100V190H99ZM212 194H213V191H212L211 193H209V194H205V195L202 194V195H203V196H211ZM250 195L253 196V195H254V192L252 191ZM103 200H104V199L102 198L100 201H97L95 205H98V203H100V202L103 201ZM82 201H83V204H84V201H85L84 198H83ZM89 202H90V201H89ZM128 204H129V203H128ZM180 204H182V203H180ZM256 205L259 206V204H257V203H256ZM263 207H264V206H263ZM121 210H122V209H121ZM257 210H258V209H257ZM263 213H264V210H262V214H263ZM210 221H211V220H210ZM223 222H224L223 220H222V222H220L222 226H223ZM229 223H230V221H229V220H226V224H227L228 226H229ZM223 227L226 228V225L223 226ZM55 233H56V231H55ZM202 233L205 234V232H202ZM53 234H54V233H53ZM55 235H56V234H55ZM205 235H206V234H205ZM240 235H241V234H240ZM206 236H207V235H206ZM241 238H242V235H241ZM241 238H240L239 244H240V242H241ZM206 241H207V239H205V241H203V243H202V242H201V243L204 245V244H206ZM223 242H225V241H223ZM258 242H259L260 244H262L260 241H258ZM221 243H222V242H221ZM53 244H54V242H53ZM239 244L237 245V248H238V249H240V248H239ZM54 245H55V244H54ZM263 245H264V244H263ZM56 248H57V247H56ZM223 249H224V248H223ZM263 249H264V248H263ZM58 250H59V249H58ZM221 250H222V249H221ZM228 250H231V249L226 248V251H228ZM59 251H60V250H59ZM60 253H61V252H60ZM226 254H228V253H226ZM228 255H230V254H228Z\"/></svg>",
    "mask_w": 264,
    "mask_h": 264
},
{
    "label": "clouds",
    "instance_id": "9594fccd",
    "mask_svg": "<svg viewBox=\"0 0 264 264\" xmlns=\"http://www.w3.org/2000/svg\"><path fill=\"white\" fill-rule=\"evenodd\" d=\"M176 77V76H175Z\"/></svg>",
    "mask_w": 264,
    "mask_h": 264
}]
</instances>
